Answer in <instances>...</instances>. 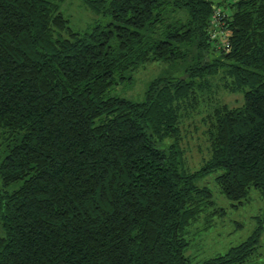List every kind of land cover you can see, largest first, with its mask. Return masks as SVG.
I'll list each match as a JSON object with an SVG mask.
<instances>
[{
    "label": "trees",
    "instance_id": "1",
    "mask_svg": "<svg viewBox=\"0 0 264 264\" xmlns=\"http://www.w3.org/2000/svg\"><path fill=\"white\" fill-rule=\"evenodd\" d=\"M65 1L0 0V264L255 260L262 225L197 263L185 229L214 205L211 172L233 207L264 196V0H84L83 31ZM155 62L142 99L114 92ZM197 117L207 156L190 169Z\"/></svg>",
    "mask_w": 264,
    "mask_h": 264
},
{
    "label": "rangeland",
    "instance_id": "2",
    "mask_svg": "<svg viewBox=\"0 0 264 264\" xmlns=\"http://www.w3.org/2000/svg\"><path fill=\"white\" fill-rule=\"evenodd\" d=\"M61 11L69 20V25L77 31L88 28L95 15L84 0H66L61 5ZM165 66L159 62L140 66L134 74V83L123 85L114 90L117 95L128 99L140 100L147 82L163 74ZM219 97L230 105H238L241 101L239 94L220 92ZM185 138L183 140L184 159L190 169L200 166L207 156V141L204 137L199 118L186 120ZM217 172H211L200 178L199 185L208 186L213 192L214 205L204 210L198 218L186 229L185 235L189 241L187 255L192 263L223 253L231 245H235L247 238L256 225H262V232L258 241L259 255L249 264L264 263V196L260 191L251 189L248 196L237 207L220 191L216 182ZM16 184L8 187L10 190Z\"/></svg>",
    "mask_w": 264,
    "mask_h": 264
},
{
    "label": "built area",
    "instance_id": "3",
    "mask_svg": "<svg viewBox=\"0 0 264 264\" xmlns=\"http://www.w3.org/2000/svg\"><path fill=\"white\" fill-rule=\"evenodd\" d=\"M216 1H219V0H216ZM213 15H212V21H211V24L212 22H214L216 24V22H218V19H220L222 16V8L216 4H214L213 6ZM223 17V16H222ZM226 34L227 32L223 31V30H218V31H213L211 32V38H213L214 40L216 39L215 37H219V40L218 41H214L218 46L220 45H224V46H227L228 45V39L226 38Z\"/></svg>",
    "mask_w": 264,
    "mask_h": 264
}]
</instances>
